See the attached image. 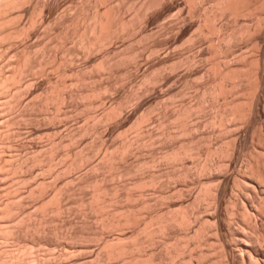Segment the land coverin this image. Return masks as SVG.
<instances>
[{
  "label": "rangeland",
  "instance_id": "1",
  "mask_svg": "<svg viewBox=\"0 0 264 264\" xmlns=\"http://www.w3.org/2000/svg\"><path fill=\"white\" fill-rule=\"evenodd\" d=\"M26 1L22 0L20 8L8 11L6 14L9 19L15 18L17 20L15 23L21 25L20 27L26 25L25 35L0 43V78L19 77L21 71L16 72L18 68H13L22 59L21 56L26 55L29 58L21 84H18L19 81L13 82L14 84L10 81L9 88L3 89L0 86V249H9L8 253L10 252L11 257L12 255L21 257L20 251L27 247V253L30 251L31 254L29 257L27 253L24 256L28 259L36 256L38 264L82 262L97 264L98 258L101 264H117L116 260L108 261L103 255L105 253L102 251V241L98 235L102 230L98 226L97 215L91 213L88 203L81 204V201L88 200L92 193L91 187L94 185L90 187L87 185L99 179L98 183H103L101 185L109 190L118 186L120 188L118 193L125 202L126 188L123 185L138 180L142 185L149 181L147 183L149 186L150 178L154 173L155 176H159L160 185L155 187L156 189L153 186H146L147 188L143 190L146 195L143 200L146 197L151 204L157 202V194L161 190L171 197L166 196L165 202H162L164 199L162 201L161 198L159 199L160 203L158 201L156 208L160 212L165 213L168 206L175 211L193 208L190 207L191 203L199 192V180L203 179L199 178L194 166L199 160L200 162L206 160V149L210 144L224 146L226 143L222 138L227 135L225 133L223 137L217 136L218 126L210 124L214 115L218 114V109L215 107L219 100H215V103L212 94L205 93V90L212 83V79H209L211 75L208 74V67L210 62L215 60L213 53L219 42L218 34L207 30H210L211 24L214 26L224 24L228 28L233 26L238 28L237 30L243 29L245 21L246 24L251 25L256 17L247 14L242 18L239 16L240 19L236 18L237 21L229 14H225L226 16L223 14L221 17L213 0L202 2L199 0ZM203 8L207 12L205 15L208 16L206 20L208 23L205 22L207 24L204 25ZM96 10L102 14L107 10L116 13L123 17L127 24L124 35L113 38L104 47L99 46L100 43L99 45L94 43L92 46L93 43L90 45L87 41L82 42L77 35L79 30L90 24L91 15ZM32 17L36 20L35 25ZM201 23L205 28L202 29ZM33 25L35 27H32ZM201 29H205V33L202 31L204 34L201 33ZM259 36L258 32L255 37H249L250 40L245 36L237 37L230 42L231 49L237 56L243 54L251 59L254 55V58L262 57L260 54H264V39L260 40L259 48L253 46L254 39ZM81 43H87L88 46ZM192 53L198 56L196 61L199 63L195 70L189 71L181 61L187 56H192ZM35 66L37 72L34 73L37 74L31 71ZM18 86L23 94L20 91L21 94L18 93ZM243 93L242 96L240 95L241 98H244ZM63 95L68 100L61 104L58 99ZM248 95L245 94V97ZM108 108L116 111L113 113L114 116L105 112ZM260 109L263 112L261 119L264 121V107L261 105ZM177 113L183 118H176ZM187 124L198 128L192 132L188 131L186 135L183 130ZM241 128L238 131L240 150L245 147V150L247 147L257 149V141L253 139L255 136L252 135L251 130L247 127L243 129L244 126ZM190 137L198 138L197 144L201 149L198 154H201V157L199 155L197 157L200 159L193 156L195 158L192 159L195 161L187 157L188 159H183V162L181 160L174 163L169 153L178 148L183 141L189 142ZM129 143L132 146L131 150L134 149L132 154L129 153L121 158L124 149H121L122 146H127ZM106 151L108 155L104 158ZM240 157L236 159L237 171L243 174L246 160ZM75 158L80 159L79 162L83 161L84 164L71 169L69 167L71 163L77 162L74 161ZM180 162L184 163L183 169L189 174L183 179L176 177L183 167ZM92 166H96L94 170ZM127 170L132 175L122 177L114 175L120 171L128 172ZM55 188L62 190H60L62 193L60 199L67 207L66 213H63L65 216L49 212L53 208L52 205L49 209L52 208L46 212L39 209L44 200L54 195ZM32 189H35L33 195L30 193ZM131 193L132 200L127 203L138 210L137 206L142 203V197L138 196L137 189L133 188ZM41 197H44V200ZM230 197L232 196L228 195V198ZM200 203L198 207L202 209L204 204ZM136 210V213H141L145 217L151 213L150 209ZM44 213L46 216L43 215ZM21 219L23 224L18 225ZM42 220L46 222L44 221L42 226L44 228L40 231L26 229L28 224L31 225L33 222L32 224L35 225ZM240 224L238 226L241 231L250 233V230ZM13 225H18L19 228H15L16 233L13 234L15 239L7 234V230ZM170 227V235L177 238V243L183 244L177 246L180 249L184 248L187 243V241L184 243L186 239L183 237L185 230L179 229L176 225ZM124 231L122 232L124 238L128 239L123 244H130L133 239L129 240L133 229L125 227ZM113 233L107 231L103 235ZM144 238L143 233L139 234V239ZM146 247L147 254H151L152 247ZM33 251L35 253H32ZM86 251L93 252V256ZM181 253L184 254L175 257V260L163 261V264H179L187 256L186 251L183 250ZM157 255L162 256L159 252ZM0 264H15V262L0 260Z\"/></svg>",
  "mask_w": 264,
  "mask_h": 264
},
{
  "label": "bare ground",
  "instance_id": "2",
  "mask_svg": "<svg viewBox=\"0 0 264 264\" xmlns=\"http://www.w3.org/2000/svg\"><path fill=\"white\" fill-rule=\"evenodd\" d=\"M97 1H99V2L103 1L104 2L105 0H97ZM199 1L202 2L203 0H199ZM213 3L217 6L218 11H220L219 16H221L223 14H224L223 16H226L225 14H227V15L229 14L230 16H232V18L234 17L236 21H237L236 18L240 19V17L241 18H242V16L245 17L244 15H247V14L248 15L253 14L252 16L256 17L255 21L253 20L254 23H252L251 25L246 24L247 22L245 21L246 22V23L244 22L245 28H243V29L237 30L238 28L237 29L233 28L232 25H231L232 26L231 28H228L224 24H221V26L220 25L214 26L211 24V26L209 28L210 30H207V31L215 32L216 34H218V42H219L218 44H216L217 47L213 53V58H215V60L212 63L210 62V65H209L210 67H208L209 68L208 74L211 75L212 78H210L211 76L210 77L208 76V77H209V79H212V81L209 80L212 83H210L211 85L205 90L206 91L205 93L212 94L215 103L217 100H219L216 103V107H215L218 109V114L216 116L214 115V118L211 119L210 124H212V125L214 124V125L218 126L219 132H218L217 136L223 137L224 135H226L225 133H227V135H226L227 137L225 136V138L224 137L222 138V139H224L226 146L224 145L225 146V148H224V146L219 145V144L216 146L214 144L213 145L210 144L212 146L209 145L208 148L206 149V155H207L206 160L203 162L202 161L200 162V160H199L198 163H196V166H194L196 168V172L198 173L199 178H203V179L199 180V189H198L199 192L197 193L196 196H194L193 201L191 203L192 205L190 204L191 205L190 207H193V208H191V209L188 208L189 210H187V208H186V210H185V208L184 209L181 208V209H183V211L181 210L182 212L180 211V209H179V211H178V209L176 211L173 210V208L171 206H168L167 211L165 213H162L157 209L158 208L157 204H158L159 199L161 198V201L164 199L162 202H165L166 201L165 199L168 196H170V195H165V193L161 192V190L157 194V196H158L157 202L155 201V203L153 202L151 204L149 202V200L146 199V197L143 200L144 195H145L143 190H144V188H147L146 186H148L147 183L149 181L146 183H144L145 181H143V183L145 185L144 186V185H142V183L140 184L138 182V180H136V182H134V181L130 182L128 180L129 182L126 185L125 184L123 185L124 188H126V194L124 196V197H126L125 202L122 201L123 199H121V197L119 195L120 193H118V190H120V188L118 186H115V188L113 187L114 188L113 190H109L108 188H106V186L101 185L103 183H100V182L98 183L99 179L95 183H93L94 181H91L90 183H93V184L90 185V183H89L87 186L90 187V186L94 185L91 187L92 193L90 194V197H88L89 199L86 201L82 200L81 204L84 205V204L88 203L87 205L89 206V209H91L90 210L91 213L94 212L95 216L97 215L96 216V218L98 219L97 223L99 224L98 226H100V229L102 230L101 234H98V235L102 241V251H103V253H105L103 255H105V258L108 261L109 260H111V261L116 260L115 262L117 264H163V261L168 260V262H169V260L172 261L175 257H179L180 254H184V253H181L184 250L187 252V254H186L187 256H185L180 261L179 264H193L194 262H195V264H264V121L261 119V114H263V112L260 109L261 105L264 107V99H263V96H264V54H260V55H262V57L256 56V58H254L255 57V55H254V57L252 59L245 57L242 54V52H241V54L243 56L240 54H238V56H237V54L234 53V51L231 49V43H230V42L234 41L233 39H235L237 37L239 38V37L245 36V37H248V39H249V37L253 38L259 32L260 36L254 39V42H253L254 45L253 46L255 48H259L261 46L260 40H262V38L264 39V34H263L264 33V0H213ZM21 6H22V0H0V43H4V42L6 43V41H8L12 38L14 40L18 36L25 35L24 34L25 33L24 26H26V25H24L23 27H20L21 25L16 24L17 22L15 23V21H17V20L14 17H13L14 19H12V18L9 19L6 17V14H8V11L18 9ZM35 10H37V9H35ZM203 10H204V12L206 11L204 8H203ZM193 13H195V12H193ZM206 13L207 12L203 13V15H204L203 25L205 22H207L206 20L208 19V16L205 15ZM32 15H35V14H32ZM249 16H247V17H249ZM33 17H32L33 23H34V21L36 23V20ZM91 17L92 18H90V19H91L92 23L89 22L91 25L89 24L88 26L82 28L81 30H79V32L77 34V35H79L82 42L87 41V43L90 45L93 43L92 46L94 45V43H98V45L100 43L99 46L104 47L108 43H110L113 38H117L118 36L124 35L123 34V33H125L124 28L127 24L125 23L124 18L121 17L120 15H118L116 13H112L108 10L104 14H102L96 10V12H94L91 15ZM88 19H89V17H88ZM37 20H39V19H37ZM245 20H246V18H245ZM35 23H34V25H35ZM207 23H205V24H207ZM19 24H21V23H19ZM34 25L32 27H35ZM200 26L202 27V23L200 24ZM241 26H243V25H241ZM131 27L132 26H130V28ZM203 27H202V29H203ZM202 29L200 31L202 34H204L205 29L204 30H202ZM130 30H132V29H130ZM126 31L129 32V30H126ZM253 35H255V36H253ZM251 36H253V37H251ZM242 40H243V38H242ZM87 43L86 44L81 43V44L82 45L85 44L86 46H88ZM92 46H90V48H92ZM234 49H235V47H234ZM236 51H238V50H236ZM185 56H187V55H185ZM197 57L198 56H196V55L194 56V54L192 56H187V58L184 61H181V63H182V65L184 64V66H186V68L189 71L190 70L193 71V69L195 70L197 64L199 63V62L197 63V61H196ZM20 59L21 60L18 59L19 62L17 63L16 66L14 65L15 68H13V69L18 68L19 70L17 69L16 72L21 71V75L19 77L18 76L17 77L16 76H10V77L8 76L9 78L6 76L1 77L0 78V86L3 89L9 88L8 83L10 81L12 83L18 82V81H19L18 84L22 83L21 79L23 80L22 76H24V73L26 72V68L28 67L27 63L29 61V58H27L25 55L24 57L21 56ZM249 59H251V60H249ZM31 62H33V61H31ZM40 64H41V62H40ZM31 68H33V67H31ZM35 69H36V66L34 67V69L31 70L33 72V74H37V73H34V72H37V71H35ZM176 69H177V66H176ZM1 72H2V70H1ZM7 72H8V69H7ZM31 73H30V75H31ZM16 74H19V73H16ZM13 75H14V73H13ZM20 81H21V83H20ZM12 83H10V84H12ZM247 83H248V85H247ZM6 91L8 92V90H6ZM17 91L19 94H21V93L23 94V92L20 91L19 86L17 88ZM243 92H246L245 94H249L250 96L248 95V97H245V94ZM241 93H243L244 98H241V96H242ZM18 98H20V97L18 96ZM48 100L49 99L47 98V101ZM66 100H68V99H66V96H64V95L62 97L59 96L58 101L61 104ZM9 101H11V100H9ZM47 101H45V102H47ZM105 110H106L105 112H107L109 114H113L116 112L114 109H111V108H108ZM97 116H98V114H97ZM112 116H114V114ZM181 116H182V114H181ZM178 117H180V113H177L176 118H178ZM182 118L183 117H180V119H182ZM243 126H244L243 129H245V127H247L248 129L251 130L252 135L255 136L254 138L253 137L252 138L256 139V141H257V146H258L257 149L255 147L254 148L253 147H250V148L247 147V150H245V148H246L245 147L243 150L242 149L240 150V147L238 145L239 144L238 138H240V137H238L239 136L238 131H239V128H241ZM195 127H193V126L190 127V125L188 126V124H187L183 131L186 132V135H188L187 134L188 131L192 132L198 128V127H196V128ZM230 132H231V134L229 135ZM233 132H236V133L233 134ZM240 132H241V130H240ZM170 137H171V135H170ZM197 141H198L197 137L191 138L189 142L183 141V143L178 148L176 147V149H174L172 151V153L171 152L169 153L170 155L168 154L169 157L175 161L174 163H177L181 160L183 162V159L186 160L187 157L189 159L195 158L193 156L197 157V155H199V157H201L200 156L201 154H198L201 151V149L199 148ZM131 147H132L131 143H129L127 146H122L121 149H123V148L124 149L122 150L123 154H121L122 155L121 158H124L125 155L127 156V154H129V153L132 154L131 152L134 149L131 150L132 149ZM107 151L104 154V158L108 155ZM134 153L136 154V152H134ZM112 155H113V153H112ZM112 155H111V157H112ZM113 156H115V155H113ZM238 157H240V158L243 157L246 160V163L244 166L245 170H243L244 171L243 174H241V172H239V170L237 171L238 165H236V159ZM109 158H110V156L108 157V159L107 158L106 159L109 160ZM197 158H196V160L200 159V158H198V159ZM244 159H243V161H244ZM82 160H84V159H82ZM192 160H194V159H192ZM74 161H77V162L76 163L73 162L74 164L71 163L72 165L69 166V167H71V169L72 168L75 169L74 167L78 168L79 166H81V165L83 166V164H84L83 161L79 162L80 159L76 160V158H75ZM84 162H85V160H84ZM112 162H113V160H112ZM114 165H112V166H114ZM182 165H183L182 169H180L179 172L176 174V177L181 178V179L189 176L186 169H183L184 163ZM95 167L92 166V169L94 170ZM108 167H110V166H108ZM2 168H4V166ZM114 168H115V166H114ZM112 169H113V167H112ZM129 174H130V171L125 172V173H121V171H120L114 175L122 177L124 175H129ZM130 175H132V174H130ZM151 177L152 178H150V180H151L150 185L148 187L153 186L155 188V187L159 186L160 185V184H158L159 183V176L157 177L153 173V175ZM129 179L131 180V178H129ZM95 181H96V179H95ZM123 186L121 185V187H123ZM133 188L137 189V191L139 190L138 196H140V198L142 197L141 200H143L142 203L140 205L138 204L139 206H137V207L142 208V210L143 209H147V210L150 209L151 213L149 214L148 217L142 216L140 212H139L140 214H138V212L136 213L135 212L136 209L134 208V206L132 207L131 204L127 203V202L132 200L133 195H132L131 191ZM60 190L61 189H59V188H55L54 193H53L54 195H52L48 200H44L43 199L44 197L43 198L41 197L44 201L42 202V205L40 204L41 207L39 206L40 211L46 212V211H49L53 207L51 209V211H49V212H52L55 215L60 216L61 214L64 215L66 213L65 210L67 207L64 203H62V201L60 199V197L62 195ZM33 191H35V189L31 190L30 193H32V195L34 194ZM37 191L38 190H36V192ZM154 192H155V190H154ZM60 193H61V195H60ZM232 194H234V195H232ZM180 195H182V194H180ZM228 195H231L232 197L228 198ZM134 200H135V198H134ZM155 200H156V197H155ZM45 201H47V202H45ZM202 201H204V203ZM200 202L202 203V205L204 204L203 208L200 205V207L202 209H199V207H198ZM21 203H19L20 206H21ZM159 203H160V201H159ZM51 205H52V207L49 209V206H51ZM139 208H138V210H139ZM138 210H136V211H138ZM68 211H69V209H68ZM15 214H14V216H15ZM43 215H45V213ZM44 221L42 220L38 223H35V225H33L32 224L33 222H32L31 225L28 224L26 229H29V230L34 229V231H40L41 228H44V227H42L44 225V223L46 222V221L45 222ZM20 223H22V219H21V221L19 220V223H17V224L19 225ZM240 223L244 226V228H246L247 230H250V233L245 232V230H243V228H242L243 231H241L240 230L241 228L238 226ZM18 225L10 226L9 229L6 228V229H8L7 234H9L10 236L12 235L14 237L13 234L16 233V229H19V228H17ZM171 225H176V227L178 226L179 229L181 228V229L185 230L183 232L184 233L183 237H184V239H186L184 243H186V241H187V243L184 246L185 249L184 248L180 249L179 246L181 243L180 244L177 243V238H174L175 236L173 237L170 235L169 227ZM125 227H130L133 229L132 236L129 239V240H131L133 238L132 241L129 242V240H127L130 244H127V243L123 244V242H126V239H128V238H124L125 237L124 233H122L124 231ZM170 229H171V227H170ZM107 231H110L112 233L114 232L112 235H114L115 237H112V235H107V234L103 235L104 232L106 233ZM141 233H143V235H145L144 239H139V234H141ZM63 236H62V238H63ZM15 238L16 237H14L13 239H15ZM72 239H75V238H72ZM184 239H183V241H184ZM177 245H179V246H177ZM181 245H183V244H181ZM146 246L152 247L151 254L150 253L147 254V252H146L147 247ZM32 248H34V247H32ZM27 249L28 248L25 247L22 249V251H20L22 253V254H19L21 257H16L15 255H12L13 257H11V255H9L10 252L8 253L9 249H7V250L6 249H3V250L0 249L1 250V252H0V258L1 259L0 260L7 261V262L10 260V261H12V263L15 262V264L16 263L17 264H36L37 262H39L38 259H35L36 256L31 257V259H28L27 256H24L28 252ZM158 249H159V251H158ZM33 250H35V249H33ZM86 252H83V253H86ZM89 252L92 255L93 252H91V251H89ZM89 252H87V254ZM101 252H100V254H101ZM158 252H159V254H162V256L157 255ZM32 253H35V252L33 251ZM27 254L29 257V255L31 254L30 251ZM22 255L24 256V258ZM91 255H89V256H91ZM80 256H81V254H80ZM70 257H72V256H70ZM76 257H77V255H76ZM26 258H27V260H26ZM55 259H56V257H55ZM39 260H40V258H39ZM45 260H46V258H45ZM90 261H87V262H90ZM40 262H41V260H40ZM100 262L101 261L98 258L97 264H101ZM51 263H53V262H51ZM80 264H83V262Z\"/></svg>",
  "mask_w": 264,
  "mask_h": 264
}]
</instances>
